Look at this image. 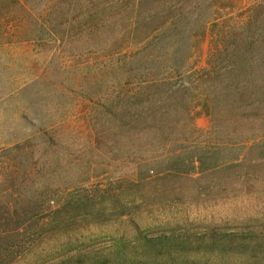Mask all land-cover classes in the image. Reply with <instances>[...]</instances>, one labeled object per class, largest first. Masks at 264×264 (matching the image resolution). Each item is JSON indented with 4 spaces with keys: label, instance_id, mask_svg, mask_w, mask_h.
I'll list each match as a JSON object with an SVG mask.
<instances>
[{
    "label": "rangeland",
    "instance_id": "1",
    "mask_svg": "<svg viewBox=\"0 0 264 264\" xmlns=\"http://www.w3.org/2000/svg\"><path fill=\"white\" fill-rule=\"evenodd\" d=\"M172 1L177 3L176 13L183 7L188 18L182 24L164 23L161 32L166 35L156 43L152 39L147 50L142 43L117 50L118 29L128 27L126 22L106 23L103 32H98L100 26L87 16L84 29L57 26L51 31L55 39L42 42L32 25L0 22V33L6 32L9 40L0 39V191L18 195L19 202L32 198V207L39 210L26 252L13 264H54L71 255L94 261L121 245L140 241V236H161L182 227L197 232L208 227L231 232L261 230L264 176L250 186L234 183L216 192L204 185L198 187L197 197L188 190L182 199H170L137 183L132 170L143 160L137 154L139 143L130 144L113 130L118 93L133 88L127 85L131 77L123 63L135 57L138 48L145 47L140 59H189L188 65L200 67L213 52V35L221 28L234 32L224 39L217 59H238L236 48L243 37L237 29L241 27L246 28V43L252 42L255 48L261 44L260 52L264 51V40L257 39L260 30L264 33V0ZM171 8L145 5L139 13L152 10L165 15L174 11ZM192 11L211 21L205 34L199 29L203 19L194 23L196 14L189 17ZM133 12L131 5L115 6L106 16ZM212 23L217 27L211 28ZM179 26L185 27L184 35L169 36ZM108 27L113 28L115 40ZM251 57L257 58L256 53ZM123 103L121 108L126 107ZM195 126L202 132V146L217 151L220 161L232 152L245 154V145L264 135V121L221 124L216 136L208 134L212 125L204 115L196 118ZM258 145L264 148V142ZM206 251L213 258L221 257V250ZM125 252L134 261L128 264L150 263L141 252ZM162 253L156 255L157 261Z\"/></svg>",
    "mask_w": 264,
    "mask_h": 264
},
{
    "label": "trees",
    "instance_id": "2",
    "mask_svg": "<svg viewBox=\"0 0 264 264\" xmlns=\"http://www.w3.org/2000/svg\"><path fill=\"white\" fill-rule=\"evenodd\" d=\"M105 1L0 0V22L32 25L40 42L55 39L52 32L57 26L84 29L88 17L96 27L100 26L98 32H103L101 27L106 23L126 22L128 27L118 29L120 37L114 43L120 51L130 43H142L147 50L152 46V39L156 43L166 35L161 32L164 23L182 24L188 18L183 7L176 13L177 3L172 0ZM163 4L172 6L174 11L165 15L152 10L139 13L145 5L152 9ZM130 5L135 10L133 15L106 16L111 7ZM194 14V11L190 12L189 17ZM203 18L201 13L196 14L193 22H202ZM203 21V27L199 29L205 34L209 26L206 24L211 21ZM212 24L211 28L218 25ZM245 29H237L243 37L236 48L238 59H217L223 50L224 39L234 32L224 28L213 35L210 46L213 52H209L208 59L200 67L188 65L189 59H173L172 62L140 59L138 55L145 49L143 46L135 52V57L124 59L123 65L128 67L131 77L127 85L133 88L129 91L121 89L118 93L126 107L121 108L120 101L114 104L113 130L130 144L139 143L137 154L141 153L143 160L134 165L132 176L146 190L160 191L170 199H182L188 190H191V196L197 197L198 187L204 185L218 192L223 185L250 186L264 176V148L258 145L264 142V135L255 136L252 143L245 145L247 151L241 150L245 154L232 152L220 161L217 151L202 146L199 141L202 132L195 126L196 118L204 115L212 125L208 134L216 136V127L221 124L240 126L246 122L264 121V51L260 52L261 44L255 48L252 42L246 43ZM107 30L110 32L113 28ZM184 32L185 27H180L172 30L169 36H183ZM259 32L257 39L264 40V33ZM6 36V32L0 33V39L9 41ZM112 36L114 39L115 32ZM182 50L190 53L188 48ZM119 51L114 56H119ZM253 53L257 58H250ZM99 133H96L97 138ZM44 135H40V139ZM131 149L133 152L135 148L132 146ZM142 171L145 173L140 175ZM4 191H0V264H13L26 252L25 243L35 231L33 225L39 219V210L32 207V198L24 197L19 202L18 195L14 197L7 189ZM258 227L261 230L236 232L208 227L202 233L176 228L161 236H156L157 233L140 236V241L121 245L115 252H109V256L101 254L94 261L71 255L54 264H128L132 260L124 254L127 249L141 252L145 259H150L149 264H264V224ZM210 249L221 250V257L206 255V250ZM160 250L164 253L157 261Z\"/></svg>",
    "mask_w": 264,
    "mask_h": 264
}]
</instances>
